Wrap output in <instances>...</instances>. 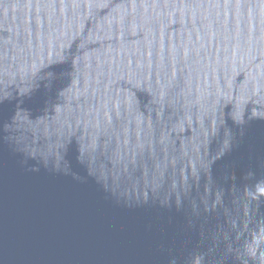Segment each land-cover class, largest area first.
Instances as JSON below:
<instances>
[{"label":"water","instance_id":"obj_1","mask_svg":"<svg viewBox=\"0 0 264 264\" xmlns=\"http://www.w3.org/2000/svg\"><path fill=\"white\" fill-rule=\"evenodd\" d=\"M0 264H264V0H0Z\"/></svg>","mask_w":264,"mask_h":264}]
</instances>
